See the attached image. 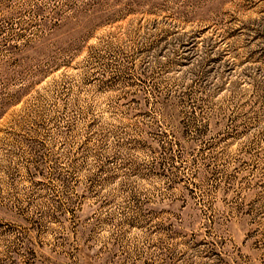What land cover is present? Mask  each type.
I'll list each match as a JSON object with an SVG mask.
<instances>
[{"label":"rangeland","instance_id":"rangeland-1","mask_svg":"<svg viewBox=\"0 0 264 264\" xmlns=\"http://www.w3.org/2000/svg\"><path fill=\"white\" fill-rule=\"evenodd\" d=\"M0 264H264V0H0Z\"/></svg>","mask_w":264,"mask_h":264}]
</instances>
